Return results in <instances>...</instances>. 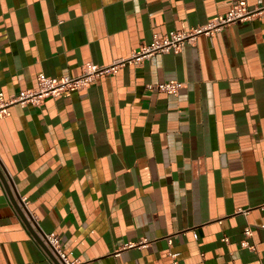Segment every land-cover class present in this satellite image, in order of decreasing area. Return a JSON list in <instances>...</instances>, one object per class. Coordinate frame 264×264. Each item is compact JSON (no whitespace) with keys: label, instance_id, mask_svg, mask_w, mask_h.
Segmentation results:
<instances>
[{"label":"crops","instance_id":"crops-1","mask_svg":"<svg viewBox=\"0 0 264 264\" xmlns=\"http://www.w3.org/2000/svg\"><path fill=\"white\" fill-rule=\"evenodd\" d=\"M235 2L253 15L129 61ZM113 65L0 114V264H55L44 233L78 264H264V0H0L3 98Z\"/></svg>","mask_w":264,"mask_h":264},{"label":"built area","instance_id":"built-area-1","mask_svg":"<svg viewBox=\"0 0 264 264\" xmlns=\"http://www.w3.org/2000/svg\"><path fill=\"white\" fill-rule=\"evenodd\" d=\"M253 13L254 10L249 9L243 2H235L232 4L228 13L209 21L205 25L197 26L190 30H173L164 34H154L151 42L143 44L137 52H134L129 61L140 63L145 58H148L157 52H167L170 50L179 51L186 44L195 41L199 34H211L226 24L236 22L238 20H246L250 18ZM116 68L117 65L107 68L94 67L92 71L81 76H65L61 79H55L44 74H40L38 79L39 88L37 90L22 91L21 94L13 100L3 98V94L0 93V114L6 113L7 107L14 102H19L22 105H25L28 102L40 104L46 96L58 94L65 89L86 88L94 82L96 76L110 71H115ZM182 87L183 83L178 80L148 85L150 90H158L160 92H166L174 95H178ZM251 233L252 229L247 226L245 228V235L250 236ZM42 242L45 243L51 254L57 258L61 264H78L75 260H70L58 235L54 233H44L42 235ZM242 244L243 246H247L249 248H255L253 244H250L246 240L243 241ZM175 263L177 264V262Z\"/></svg>","mask_w":264,"mask_h":264},{"label":"water","instance_id":"water-1","mask_svg":"<svg viewBox=\"0 0 264 264\" xmlns=\"http://www.w3.org/2000/svg\"><path fill=\"white\" fill-rule=\"evenodd\" d=\"M0 176L2 177V179H3V175H2V172H0ZM24 220V222L30 227L31 225H30V223L28 224L27 222V219H23ZM33 229H32V227H31V231H32ZM32 232H34V231H32ZM43 243V242H42ZM51 254V253H50ZM51 258L53 259V261L55 262V264H61V262L57 259V258H55L52 254H51Z\"/></svg>","mask_w":264,"mask_h":264}]
</instances>
